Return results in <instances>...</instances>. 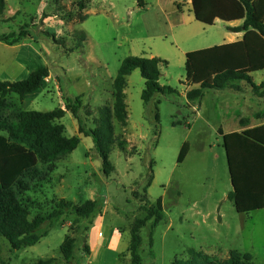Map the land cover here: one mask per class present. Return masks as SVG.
<instances>
[{
  "label": "rangeland",
  "instance_id": "374dc122",
  "mask_svg": "<svg viewBox=\"0 0 264 264\" xmlns=\"http://www.w3.org/2000/svg\"><path fill=\"white\" fill-rule=\"evenodd\" d=\"M110 1L107 5L113 8L105 20L111 22L101 28L96 24L100 15L82 23L78 6L86 5L85 0L23 1L21 13L14 19L0 18V36L26 26L30 37L25 40L39 57L33 58L32 65L37 69L46 65L53 78L51 82L45 78L46 82L25 98L15 94L0 98V123L15 122L20 110L48 112L64 106L67 99L81 97L84 126L93 127L91 118L84 117V107L89 106L96 116L99 107L110 104L111 78L119 60L127 56L147 58L149 48L167 62L160 67V85L179 94L155 96L145 106L141 100L144 80L139 70L133 71L125 90L127 125H116V135L128 142L125 151L114 146L109 155L114 172L103 175L92 139L80 136L77 148L57 162L45 189L35 194L40 205L31 211V217L49 215L59 199L74 203L97 200L100 211L90 224L73 215L47 222L38 232H46V236L25 249H11L0 236L2 264H35L50 258L57 260L54 264H64L60 246L65 238L77 239L70 264H130L131 225L135 219L144 218L145 210L158 198H162L164 218L152 233V220L141 228V264H224L234 252L241 257L249 254L253 263L264 264V210H249L255 205H246L247 190L251 203L264 207V120L253 117L264 111V97L256 96L241 82L238 90H206L199 101L185 99L190 85L194 88L203 81L210 82L214 71L236 69L246 63L251 64L253 81L264 82V41L250 30V46L243 34V40L234 42V58L228 61L229 56L217 61L204 49L223 37V25L212 21L217 8L223 10L225 19L243 20V8L235 0H206L199 19H195L192 8L185 9L183 20L173 28L152 4L141 9L138 0ZM103 2L97 6L105 7ZM8 4L6 11L12 7V0ZM254 8L255 17L264 22V0H255ZM84 29L92 37L87 55L78 50L66 53L75 42L74 31ZM55 39H63V43L57 44ZM197 50L202 51L194 53ZM0 55L12 54L0 44ZM1 67L0 81L4 77ZM235 118L238 126L245 128L242 135L230 132L235 130ZM241 119H249V125L241 127ZM58 123L66 127L67 137L76 135L71 125L77 123L70 113ZM251 124L257 125L248 128ZM224 131L227 137L222 136ZM184 142L189 144V151L177 164Z\"/></svg>",
  "mask_w": 264,
  "mask_h": 264
},
{
  "label": "trees",
  "instance_id": "16d2710c",
  "mask_svg": "<svg viewBox=\"0 0 264 264\" xmlns=\"http://www.w3.org/2000/svg\"><path fill=\"white\" fill-rule=\"evenodd\" d=\"M242 6L244 18L241 25L229 28L233 32H246L253 30L261 38H264V22L255 17L253 0H235ZM6 0H0V18L3 17ZM82 10L85 5L78 6ZM83 20V19H82ZM26 26L17 32H11L0 36V42L6 45H14L21 40L30 37ZM75 42L66 53L75 50L83 52L86 34L83 31H74L72 34ZM55 43H63V39ZM167 62L161 58H145L142 56H128L124 58L112 81L113 103L103 105L97 109V115L85 106L84 117L91 118L93 127L86 129L80 110L83 108L81 97L73 100L67 99L62 108H56L48 112L20 110L15 114V122L5 125L0 123V236L4 238L13 250H21L37 244L46 232L38 234L42 226L63 215H73L80 220L91 223L101 209V203L97 200H86L83 203H74L65 199L55 201V210L47 216L37 214L31 217V211L38 209L36 197L48 183L49 173L57 168V162L72 153L80 143V136L90 137L93 148L101 159L102 173L108 177L114 172V167L109 161V155L114 146L125 151L127 140L122 135H116L115 123L125 127L128 119L126 96L127 77L135 70H139L144 80V88L141 92V100L147 106L155 96H178V91L169 86L160 85L161 66ZM48 76L46 67L33 71L26 79L9 82L0 81V98L9 94H15L19 98L30 94L40 88L43 80ZM244 82L258 97H264V82L256 85L247 72L234 69H225L213 75L210 82L203 81L197 88L185 93L187 102L199 101L206 90H224L231 88L238 90V84ZM159 101L156 102L158 104ZM6 107V106H5ZM157 109V106H155ZM66 113H70L77 123L79 136L67 137L65 127L58 123ZM254 119L264 120V111L254 114ZM158 121V114L154 116ZM249 119H241V127L249 125ZM189 151V144L184 142L177 156V164L184 161ZM42 164V167H39ZM48 178V179H47ZM152 177L147 182L150 186ZM37 194V195H35ZM248 197V195H247ZM254 204V203H252ZM38 205V206H37ZM251 210V209H249ZM247 211V209H246ZM146 216L135 219L131 225L129 236L130 264H141L139 248L142 245L140 230L147 221L152 220L151 233L164 218L162 198H158L154 205L145 210ZM88 229V228H86ZM150 233V235H151ZM152 245V239L149 240ZM77 239L65 238L60 246V253L64 264H70L74 260ZM85 252L89 249L84 245ZM1 251V249H0ZM195 252L191 251V255ZM57 260L50 258L39 260L35 264H54ZM0 264L2 261L0 259ZM172 264H190V262L174 261ZM204 264V263H203ZM224 264H255L249 254L241 257L239 253H232Z\"/></svg>",
  "mask_w": 264,
  "mask_h": 264
},
{
  "label": "crops",
  "instance_id": "0c3cea01",
  "mask_svg": "<svg viewBox=\"0 0 264 264\" xmlns=\"http://www.w3.org/2000/svg\"><path fill=\"white\" fill-rule=\"evenodd\" d=\"M23 1L28 3L30 0H12V4H11L12 7H10V9L6 11L7 7L9 6L8 0H6V7H5L4 15H3L2 18L9 19V20L10 19H14L13 17H15V15H18V14L21 13V7H22L21 5H22ZM85 1H86V5H85V7L82 10V15L84 17L83 20H82L83 21L82 23H84L85 21H88L89 17H91V16L97 17L98 15H100V17L98 18V21L96 22V24L98 26H100V28L107 21L111 22V19L110 20H105V18H107L108 13H111L110 10H112V8H113L111 5H107V3H108L107 0H105V2H103L106 5L105 7H98L97 6V4H99L101 2V0L99 1V3H94L93 2V1H97V0H85ZM108 1L111 2L110 0H108ZM205 1L206 0H201L202 3L201 4H197L196 0H138L137 1V5H138V8H141V9L146 8L147 9L149 7V5L152 4V6H155V8L159 11V13L165 18V20L173 28L174 24L176 25L177 23H179L180 21L183 20V14H184V10L185 9L192 8V11H194V14H195V19H199V17H200L199 13H200V11H202L201 5H203L205 3ZM232 2H234V0H232ZM254 2H255V0H253V6H254ZM95 4H96V6L93 7ZM254 11H255V8H254ZM196 17H198V18H196ZM103 20H104V23H103ZM212 21L215 24L220 23V24L223 25V28H224L223 29V32H224L223 33V37H222V40L220 42H218L217 44H212V45L210 44V45H208V48H204V49L211 51L212 54H213V57L217 61L221 60V59H222L221 61H224L225 60V56H229L227 61L228 60H233V58H234L233 56L235 54V51H234V44L235 43L234 42H238L239 40H243L242 39L243 34H246V43H248V45L250 46L248 37L252 33L251 31L233 32V31L229 30V28H234V27H237V26L241 25V23H242L241 19L239 21H234V20H231V19H225L223 10L217 8L216 11L212 15ZM106 27H108V26H106ZM82 31L86 34V41L84 43V48H83V52L82 53L87 55V52H88L87 44L92 39V37H91L90 33L87 30L84 29ZM253 34H255V33H253ZM257 36L259 37L258 34H257ZM25 39L21 40L19 43L14 44V45H6L3 42H0L3 50L8 51L9 53L12 54L11 56L0 55V65L2 66L1 67L2 68L1 71H2V73L4 75V77L2 78L1 81L15 82V81L24 80L33 71L37 70V68H35L32 65L31 61H33V58L38 59L39 58L38 54L34 51L31 43L27 42ZM260 40L264 41V38H261ZM149 51L150 52H149L148 56H146L147 58H153V57L161 58L159 56V54L153 53L152 49L149 48ZM201 51L202 50H197L196 52L194 51V53H197V52L201 53ZM261 52H262V50H261ZM194 53H192V54H194ZM246 53L248 54V52H246ZM187 56H188V53H187ZM142 57H145V56H142ZM210 57H212V56H210ZM123 59L124 58H121L119 60L116 73L111 78V81H113V79L115 78V76L117 74V71H118V68L120 66V63H121V61ZM193 62H195L194 58H193ZM246 64H247V66H246ZM246 64L239 65L240 68H236L234 70H236V71L240 70V72H247L252 78L253 77L252 73H254V72L250 71L251 68H252L251 64L250 63H246ZM98 65H100V63H98ZM258 66H260V65H257V68H258ZM44 67L47 68L46 65ZM227 67L228 66H226V68ZM160 70H161V68H160ZM216 73H218V72L214 71L211 74L210 78L212 79L213 75L216 74ZM128 77L126 79V87H127ZM46 79L48 81L50 80V82L53 80L52 73L50 72L49 69H48V76H47ZM252 80H253V78H252ZM43 82H46V81H43ZM260 83H255V84L258 85ZM197 87H194V88H197ZM190 89H193V85H190L186 91H188ZM125 90H126V88H125ZM125 90H124V93H125ZM27 95H29V94H27ZM27 95H25L24 98ZM125 96H126V94H125ZM111 97H112V102L110 104H108V105H111L113 103L112 93H111ZM125 101H126V99H125ZM62 107L63 106H61V108ZM67 114L68 113H66L64 116H66ZM236 119L237 118H235L233 120V125H234V129L235 130H232L230 132H233L232 134H234L236 132V135H238V134L242 135L241 132H243V130H245V128H240L238 126V122L236 121ZM261 123H264V122H261ZM116 125H118V124L115 123V131H116ZM126 125H127V123H126ZM256 125L257 124H254V125L251 124V126L248 127V128H253ZM71 127L73 129V133L76 134L75 136H79L78 130H77V125L72 124ZM65 130H66V127H65ZM218 131H220V129ZM232 134H230V135H232ZM225 135L227 137V132L224 131L222 136H225ZM250 138H253V137L250 136ZM80 142H81V137H80ZM262 193H264V192H262ZM248 194H250V192H248L246 190V205L247 206L255 205V207H252L251 210L252 209H259V210L262 209V210H264V207H262L259 203L252 204L251 200L247 197ZM258 199H259V197H258Z\"/></svg>",
  "mask_w": 264,
  "mask_h": 264
}]
</instances>
